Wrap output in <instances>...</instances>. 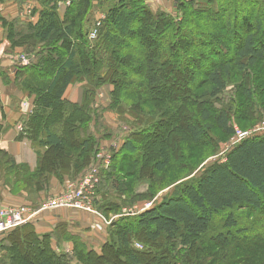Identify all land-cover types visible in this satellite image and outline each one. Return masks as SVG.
I'll return each instance as SVG.
<instances>
[{"label":"trees","instance_id":"trees-1","mask_svg":"<svg viewBox=\"0 0 264 264\" xmlns=\"http://www.w3.org/2000/svg\"><path fill=\"white\" fill-rule=\"evenodd\" d=\"M60 1L68 0L23 2L22 9L40 4L34 23L0 16L11 47L34 56L18 71L34 95L23 134L38 147L34 172L12 157L4 171L39 192L53 177L76 179L97 165L94 206L110 221L108 241L99 252L78 242L73 254L58 253L53 234L39 235L27 222L0 235V264H264V134L237 142L196 179L151 180L173 164L169 133L214 145V129L232 136L264 113V0H174V13L151 9L149 0H70L63 16ZM96 7L106 14L100 21ZM59 45L66 51L54 61ZM77 81L86 82L81 104L64 98ZM105 84L113 86L111 109L129 116L132 128L108 167L97 154L111 135L94 106ZM76 131L81 142L70 146ZM142 184L147 192L138 191ZM149 198L152 206L141 211Z\"/></svg>","mask_w":264,"mask_h":264},{"label":"crops","instance_id":"crops-1","mask_svg":"<svg viewBox=\"0 0 264 264\" xmlns=\"http://www.w3.org/2000/svg\"><path fill=\"white\" fill-rule=\"evenodd\" d=\"M148 1V0H147ZM38 3V2H37ZM35 3L31 18L24 17L23 9L12 0L0 2V12L3 19L19 17L27 22H36L39 17L40 6ZM22 6V5H21ZM34 6V4H33ZM66 6L60 2L59 13L65 11ZM62 15V14H61ZM11 52H14L13 55ZM25 52L21 47H11L10 40L4 33L0 20V206H17L32 202L30 196H35L41 202L47 196H52L62 190L63 183L53 177L46 191H29L24 186L17 190L16 175L6 172V163L12 157L18 166L27 167L34 172L38 167V147L23 134L26 117L34 108V95L23 88L22 73L18 67L25 66L16 59V53ZM30 60L34 57L29 54ZM85 81L70 84L64 98L81 104L84 99ZM112 85L99 90L112 91ZM97 91L99 95V92ZM102 93V92H101ZM103 94V93H102ZM97 97L95 96V101ZM109 139H103L101 145L107 144ZM5 170V171H4ZM23 179V177H22ZM29 222L39 235L53 234L52 247L56 252H73L75 241L82 243L87 249L100 251L108 241V223L104 217L94 212L61 208L35 215ZM56 228H59L58 230ZM57 230V231H56ZM1 239V238H0Z\"/></svg>","mask_w":264,"mask_h":264},{"label":"rangeland","instance_id":"rangeland-1","mask_svg":"<svg viewBox=\"0 0 264 264\" xmlns=\"http://www.w3.org/2000/svg\"><path fill=\"white\" fill-rule=\"evenodd\" d=\"M1 1V0H0ZM12 2V0H10ZM14 2H16L18 4V7L22 8L21 4L27 0H13ZM9 2V1H7ZM61 3H63L65 6H67L65 4V2L60 1ZM150 3V7L153 10H166L169 12L174 13V0H149L148 1ZM40 5V4H39ZM59 10V7H58ZM66 10V9H65ZM1 11V10H0ZM0 12V16H1ZM62 14L61 16H63L65 14V11H61ZM106 14L104 12H102L100 10V8L98 9V7L94 8V20L96 18V21H100L102 18H105ZM11 20V19H9ZM133 46L136 47V44H132ZM134 47V51H137V49ZM59 49H54L52 50L53 53L55 54V58L54 61L58 58L59 54L61 52H65L66 49L64 48V46H60L58 47ZM132 51V50H131ZM13 55L14 52H11ZM18 54V53H16ZM57 61V60H56ZM203 62V61H202ZM126 62H122L120 64V71L121 74L123 75V78H125L124 75L129 74V69H130V63L125 64ZM205 62H203L204 65ZM207 63V62H206ZM57 64V63H56ZM132 65H135L133 63H131ZM195 73L194 76L197 75L196 71H193V69H191V74ZM169 74V73H168ZM171 74V73H170ZM240 79V78H239ZM120 82V81H119ZM170 82L172 83V81L170 80ZM190 83V81H189ZM177 86L180 87V89H183V84L182 82L180 83L179 81H176ZM188 84V82H187ZM109 85L111 84H105L102 87L103 88H108ZM168 85V84H167ZM100 87V88H102ZM113 87V86H112ZM162 90L164 86H161ZM99 88V89H100ZM232 88V87H231ZM113 89V88H112ZM99 95H96L97 99L95 101V107H99V109H101V114H102V121L104 122V126L106 129H108L107 133H110L111 136H109V140L107 141V144L109 145H101V149H107L112 155L114 154V152H117L118 150H120V147H122L124 140L126 139V137L129 135L130 131L132 130L131 126H130V118L129 116H125V115H120L119 113H117L115 110L111 109L110 105H111V92L108 93V91L106 90H99ZM103 94H102V93ZM231 94H235V92L233 93V91H229ZM98 94V93H97ZM95 98V97H94ZM259 101L262 104V111H264V98L261 99V97H259ZM103 108L105 110H103ZM192 114L194 112H191ZM242 124V132L246 133V132H251L254 129H256L257 127L261 126L262 124H264V113L262 114V116L258 119L256 118L254 121L250 122V125H245V123H240ZM249 124V123H248ZM93 127V126H92ZM239 128H241L240 126H238ZM96 133L102 134V130H97V128L93 129ZM211 136L214 138V145L210 144V140H206L203 137V140L201 142V144L199 146H194L192 145V143L189 142V139L187 137H183L181 135H179L178 133H169L170 136V141L168 142L169 147L172 148V159H173V164H171V166L163 173H154L153 176L151 177V180L154 179V177L158 178L159 182L163 185L167 184V182H171V181H176V183H178L179 181H184V180H188V179H196L197 176H199V174L201 172H198L199 170H202V166L203 165H210L214 162H224L225 156L228 152V150L234 146L237 142H234L233 140V135L232 136H228L223 134L219 129H214V131L211 132ZM264 131L262 132H253L249 138H253L259 135H263ZM183 137V138H182ZM76 139L77 141L79 140V142H81V135L80 133H78V131H76L75 133H72L71 137L68 138V142L70 143L69 145L72 146V140ZM178 142L180 147L175 149V143ZM100 149V150H101ZM127 155L130 156V154L127 153ZM134 154L131 155V157ZM155 158V157H154ZM186 164V165H185ZM188 165V166H187ZM187 166V167H186ZM192 168L190 170V172H187L186 174L185 171L187 168ZM202 167V168H201ZM145 175V174H143ZM148 176V173L146 174ZM68 179H65L64 181H60L61 183H63L62 189H64V187L66 186V182ZM20 182V181H18ZM17 182V190L21 189L23 187L22 183H18ZM175 183V184H176ZM155 184V183H154ZM174 184V185H175ZM21 187V188H20ZM173 186H170L168 188H166L164 191H162L159 195L165 194L164 192H169V190H171ZM28 190V189H27ZM148 188L145 184H142L141 186L138 187V191L140 193H144L147 192ZM32 191V190H29ZM59 193V192H58ZM56 193V194H58ZM54 194V195H56ZM167 194V193H166ZM52 195V196H54ZM51 196H47L45 197L44 200L50 198ZM30 199L32 202L26 203V204H21V205H15V206H0V207H13V208H25L27 210H31L33 211L34 209L38 208V201H40V198L38 197V200L36 199L35 196H30ZM154 199V198H153ZM151 198L149 199H145L143 201L140 202L145 204L147 202H152ZM42 200V201H44ZM236 212L238 214H248L247 210H245V208H240L238 210H236ZM95 213L101 215L102 217H104L96 208L95 206ZM112 214L109 215V217ZM244 216V215H243ZM246 216V215H245ZM105 218V217H104ZM250 218H257V216H250ZM106 219V218H105ZM246 220V219H245ZM243 220V221H245ZM107 223L109 225V220H107ZM260 227H262V224H260ZM78 244L77 246L80 247L79 243L77 241H75V245ZM136 244H140V243H136ZM74 245V246H75ZM62 252V251H61ZM59 253V251H58ZM29 254V258H33L35 257V252H28ZM70 254H73V252H70Z\"/></svg>","mask_w":264,"mask_h":264},{"label":"built area","instance_id":"built-area-1","mask_svg":"<svg viewBox=\"0 0 264 264\" xmlns=\"http://www.w3.org/2000/svg\"><path fill=\"white\" fill-rule=\"evenodd\" d=\"M70 0L66 3L68 4ZM66 4V5H67ZM33 4L28 2L24 6V17L31 18L33 15ZM100 22L97 23V26ZM97 37V29L90 32V38L95 39ZM16 59L21 64L28 65L30 63L29 54L21 52L16 55ZM264 131V124L257 127L251 132L243 133L238 127L233 135L234 142H239L242 139L249 138L253 132ZM97 158L101 160L105 167H108L112 162V154L107 149H101L97 154ZM225 161V159H224ZM98 166L93 165L88 168L81 176L76 179H68L66 186L58 194L51 196L44 200L37 209L33 211L25 208H13V207H0V235L4 234L22 224L29 222L35 215H40L43 212L57 210L61 208H69L74 210H83L94 212V198L95 188L99 182ZM153 202H147L141 207V211L146 210L152 206ZM135 209V207L133 208ZM125 214L133 213L132 209H124ZM138 247H142L141 244H137Z\"/></svg>","mask_w":264,"mask_h":264}]
</instances>
